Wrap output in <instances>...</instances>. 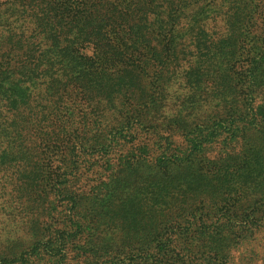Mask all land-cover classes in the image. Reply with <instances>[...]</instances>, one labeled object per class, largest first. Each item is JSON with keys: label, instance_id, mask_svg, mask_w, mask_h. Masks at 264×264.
Masks as SVG:
<instances>
[{"label": "trees", "instance_id": "16d2710c", "mask_svg": "<svg viewBox=\"0 0 264 264\" xmlns=\"http://www.w3.org/2000/svg\"><path fill=\"white\" fill-rule=\"evenodd\" d=\"M156 1L0 0V107L37 104L48 119L50 108L72 109L73 119L76 96L72 87L56 84L52 64L65 63L67 73H73L76 60L84 62V52L90 50L92 62L121 70L124 53L117 45L140 48L156 33L158 42H173V27L190 20L180 18L187 1L192 19L199 13L194 14L197 5L211 3L188 37L187 62L194 81L210 72L211 81L220 80L213 84L218 98L201 106L192 100L183 110L175 107L158 125L150 111L142 117L138 111H124L99 121L95 131L84 125L77 132L69 124L65 133L95 137V149L108 153L120 141L131 143L136 127L152 130L165 141L154 159L156 168L176 170L159 184L144 174L132 179L143 182L134 185L147 190L142 195L155 190V228L145 230L148 235L125 261L111 256L94 264H264V0H166L169 11L160 20ZM158 42L152 51L161 48ZM172 120L184 134L181 145L161 133ZM215 148L222 153L210 159ZM42 255L32 250L0 264H36Z\"/></svg>", "mask_w": 264, "mask_h": 264}, {"label": "rangeland", "instance_id": "374dc122", "mask_svg": "<svg viewBox=\"0 0 264 264\" xmlns=\"http://www.w3.org/2000/svg\"><path fill=\"white\" fill-rule=\"evenodd\" d=\"M187 2L185 15L180 18L190 20L173 27L177 38L173 42L162 38L158 42L156 33L150 34L149 43L140 48L117 45L124 53L121 70L92 62L90 50L84 52V62L76 60L73 73H67L65 63L52 64L56 84L72 87L76 96L73 119L72 109L50 108L48 119L39 114L37 104L15 109L8 104L0 107V260L10 262L34 250L43 254L36 264H94L111 256L125 261L136 250L135 244L148 235L145 230L155 228V190L142 195L147 190H137L135 186L143 182L132 179L144 174L150 176L149 182L159 184L174 174L175 169L167 173L154 164L165 141L152 130L136 127L131 143L122 145L120 141L111 152L100 153L95 149V137H69L65 132L69 124L77 132L84 125L95 131L99 121L110 120L120 112L125 115L124 111H138L140 117L150 111L158 125L175 107L183 110L192 100L195 106H201L218 98L213 84L220 80L211 81L214 74L210 72L194 81L190 77L193 67L187 62L188 37L196 28L193 25L211 9V3L197 5L194 14L199 13L192 19V7ZM153 5L159 20L167 15L166 0H157ZM178 12L181 11H176L177 16ZM156 42L161 43V48L156 46L152 51ZM41 94L45 97L44 92ZM182 117L179 115V120ZM162 132L176 145L183 142L184 134L173 120ZM220 153L222 150L215 148L209 158ZM103 249L108 255L98 252Z\"/></svg>", "mask_w": 264, "mask_h": 264}]
</instances>
